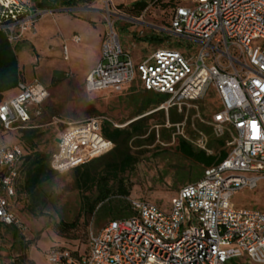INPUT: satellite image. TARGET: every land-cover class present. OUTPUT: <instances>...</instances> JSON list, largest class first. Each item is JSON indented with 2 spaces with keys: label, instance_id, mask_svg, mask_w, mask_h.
Here are the masks:
<instances>
[{
  "label": "built area",
  "instance_id": "2783aa9c",
  "mask_svg": "<svg viewBox=\"0 0 264 264\" xmlns=\"http://www.w3.org/2000/svg\"><path fill=\"white\" fill-rule=\"evenodd\" d=\"M37 1L0 0V33L11 46L51 12L37 8ZM174 1L168 30L199 43L198 53L184 56L161 48L134 62L121 48L114 27L113 19L123 18L121 13L112 0H93L102 5L106 28L100 60L85 77L84 88L88 93H121L138 81L143 91L166 96L157 111L176 109L183 116L172 125L177 135L207 155L213 154L209 137L192 125L195 138H189L184 128L189 109L197 110L194 102L212 88L216 110L208 121L199 114L196 118L211 129L214 139L223 141L228 155L205 168L198 181L180 188L167 211L150 202L130 201L132 216L90 233L86 251L77 256L52 249L46 255L50 264H264V210L232 204L236 192L254 190L264 180V0ZM70 40L79 44L81 36L73 33ZM61 52L67 60L66 44ZM16 89L12 99L0 103L2 131L36 128L31 120L41 114L39 106L48 96L36 79L19 81ZM28 106L38 107L33 117ZM104 121L94 116L66 123L50 168L65 174L108 154L114 145L100 134ZM23 156L20 145L0 146V223L25 240L26 226L10 209Z\"/></svg>",
  "mask_w": 264,
  "mask_h": 264
},
{
  "label": "rangeland",
  "instance_id": "374dc122",
  "mask_svg": "<svg viewBox=\"0 0 264 264\" xmlns=\"http://www.w3.org/2000/svg\"><path fill=\"white\" fill-rule=\"evenodd\" d=\"M112 1L123 17L113 19L120 46L131 58L145 59L150 57L154 50L166 47L165 39L162 44H149L142 42L141 39L166 33L169 0ZM140 1L148 3L146 9L140 14L130 13L132 5ZM88 6L93 12L59 11L65 8L58 7V11L54 10L40 17L32 33L14 45L18 65L23 70L25 78L28 81L38 80L48 93L44 103L39 106L41 109L39 116L33 117V110L38 107L28 106V111L33 117L31 124L42 133V137L37 140V149L46 155L53 153L55 140L68 122L102 116L112 125L124 128L129 123L150 115L146 120V133L154 131L155 141L151 145L141 147L132 145L131 151L138 161L131 171L122 175L123 183L129 189V196L120 198L113 195L107 204L111 207L124 208L126 211L130 201H146L167 211L172 196L183 186L198 181L203 170L176 151L179 137L177 126H172L169 122L168 111H157L161 104L157 107L151 105L141 114L146 93L140 88L138 81H134L131 87L120 94L112 90L86 92L84 80L94 64L93 33L100 35L106 28L102 12L96 11L100 5L93 3ZM126 16L137 19L139 23L130 22L125 19ZM85 22L89 23L91 29ZM73 33L81 36L80 44H74L70 40ZM168 43L184 56H196L200 49L199 43L178 37L168 38ZM62 44H66L70 50L69 60L63 58ZM52 79L56 80L55 83H51ZM16 93L17 89L14 88L6 92L4 98L14 96ZM194 104L197 110L189 109L184 133L189 138H195L192 125L202 130L209 137L210 149L214 153L216 139L213 138L211 129L196 118L199 114L202 120L208 121L212 112L216 110L217 98L214 90L211 88L203 100ZM162 131H170V139H162ZM20 136L21 131L0 130V146L21 145ZM49 190L52 194L51 203L43 216L35 217L26 212L27 199L17 192L16 201L11 204L10 209L26 226V237L23 240L13 227L0 223V264H10V260H15L23 254L26 258L33 256L37 264H47L49 262L46 255L54 248H71L85 252L88 235L98 232L110 221L105 219L98 222L96 216L87 219L81 215L80 193L76 188L75 175L72 171L59 174ZM232 204L238 209L264 210V180L260 181L254 190L236 192ZM61 223H76V227L62 230L59 226ZM27 262L30 263L29 259Z\"/></svg>",
  "mask_w": 264,
  "mask_h": 264
},
{
  "label": "trees",
  "instance_id": "16d2710c",
  "mask_svg": "<svg viewBox=\"0 0 264 264\" xmlns=\"http://www.w3.org/2000/svg\"><path fill=\"white\" fill-rule=\"evenodd\" d=\"M92 3L93 0H40L35 2L37 8L46 11H52L58 7L74 9L80 6H88ZM147 4L145 1L136 2L129 11L130 13L140 14L146 9ZM173 6L171 2H168L169 12L173 9ZM163 40L164 38L156 35L146 36L141 39L142 42L149 44H159ZM19 81H24V79L19 69L16 47L11 46L5 35L0 33V103L3 101L4 94L16 88ZM55 81L52 79L51 83H55ZM143 92L146 93V99L142 102L141 114L145 113L149 106L154 105L157 107L167 99L163 95ZM148 116L133 121L124 128H115L108 121L102 123L100 134L103 138L113 143V149L108 154L72 170L75 175L76 188L80 193L82 216L87 219L96 216L98 222L105 219H110V221L120 220L132 216L131 204L126 207L125 211L124 208L118 206L111 207L107 202L113 195L120 198L129 196V189L123 183L122 175L127 171H131L138 161L131 151L132 145L135 147L151 145L156 138L154 131L146 133ZM168 120L172 125H175L183 120V116L178 115L176 109H169ZM63 129L64 126L59 134ZM163 132L161 133V138L170 139V131ZM41 137L42 133L37 128L21 131L20 136V146L24 151V156L20 165V177L16 183V192L26 197L27 205L25 210L33 217L44 215V211L51 203L52 198L49 187L59 176L49 166L52 153L46 155L37 149V140ZM56 141L57 138L55 147ZM215 145L213 148L214 153L207 155L205 152L194 148L181 137H178L175 148L185 159L204 170L220 163L228 155V150L223 148L224 143L222 140H216ZM198 176H200V173ZM88 193L90 195H86ZM59 226L62 230L74 229L76 223H61ZM13 235L16 238L14 231ZM54 249L68 250L74 256L84 253V251L78 252L76 249L75 251L71 248ZM23 262L32 264L27 262L25 255L17 257L13 264H23Z\"/></svg>",
  "mask_w": 264,
  "mask_h": 264
},
{
  "label": "crops",
  "instance_id": "0c3cea01",
  "mask_svg": "<svg viewBox=\"0 0 264 264\" xmlns=\"http://www.w3.org/2000/svg\"><path fill=\"white\" fill-rule=\"evenodd\" d=\"M169 2H171V4H176V2L174 1V0H169ZM98 5H100V7L98 8V10H96V11H101L102 10V5H101V3H99V2H96ZM184 4V3H183ZM55 10H57V9H55ZM58 11V10H57ZM59 11H66V9H61V10H59ZM73 11V10H72ZM88 11H90V12H93V9H91V7H90V9H88ZM51 12H54V10H52ZM171 13H172V9H171V11L169 12V14H170V16H169V18H168V25H169V22H170V17H171ZM127 17V16H126ZM128 18V20L130 21V22H134V23H139V21L137 20V19H133V18H131V17H127ZM86 24H87V27L89 28V29H91L90 28V25H89V23H87V22H85ZM37 24V23H36ZM36 26V25H35ZM169 27V26H168ZM168 27L165 29V31H166V33H163V34H161V36H159V37H162V38H164L165 39V43L164 44H166V47H162V48H165V49H171V50H176L177 51V49H175V48H172V46H171V44L170 43H168V38H171V37H173V38H177L176 36H174L169 30H168ZM94 32V31H93ZM93 35H94V38H95V50L92 52V54H93V61H94V64H93V66H92V68H94L96 65H97V63L99 62V60H100V57H101V47H102V43H103V39H104V35H105V29H104V31L99 35V33L97 34L96 32H94L93 33ZM98 39H100L99 41H98ZM81 42H82V39H81ZM80 42V43H81ZM79 43V44H80ZM75 44V43H74ZM159 44H162V43H159ZM163 44V45H164ZM122 48V47H121ZM123 49V48H122ZM158 49H161V48H158ZM158 49H156V50H158ZM156 50H154L153 51V53L156 51ZM123 51L125 52V50L123 49ZM152 53V54H153ZM151 54V55H152ZM69 57H70V50H69V48H68V59L67 60H69ZM134 62H137V61H139V60H142V58H139V59H133V58H131ZM19 69H20V71H21V73H22V76H23V79H24V81H26V82H30V81H28V79H26L25 78V76H24V73H23V70L20 68V66H19ZM91 71V70H90ZM130 87H131V85H130ZM129 88V86H127L126 88H124L123 90H122V92L124 91V90H126V89H128ZM121 92V93H122ZM17 94V93H16ZM117 94H120V93H117ZM5 95V94H4ZM15 96V95H14ZM14 96H11V97H9V98H4L3 97V100H9V99H12ZM44 103V102H43ZM42 103V104H43ZM56 148V147H55ZM16 198H17V192H16V196H15V198L13 199V201H12V203H14L15 201H16ZM29 259V261H30V263H32V264H37L36 262H35V258L32 256V257H30V256H28L27 257V260ZM45 264V263H44ZM47 264H49V263H47Z\"/></svg>",
  "mask_w": 264,
  "mask_h": 264
},
{
  "label": "water",
  "instance_id": "95a60500",
  "mask_svg": "<svg viewBox=\"0 0 264 264\" xmlns=\"http://www.w3.org/2000/svg\"><path fill=\"white\" fill-rule=\"evenodd\" d=\"M78 8H74V9H66V11H72V10H77Z\"/></svg>",
  "mask_w": 264,
  "mask_h": 264
},
{
  "label": "snow or ice",
  "instance_id": "6c2138e0",
  "mask_svg": "<svg viewBox=\"0 0 264 264\" xmlns=\"http://www.w3.org/2000/svg\"><path fill=\"white\" fill-rule=\"evenodd\" d=\"M252 126H253V129L255 130V127H256V126H255V123H253V125H252Z\"/></svg>",
  "mask_w": 264,
  "mask_h": 264
}]
</instances>
